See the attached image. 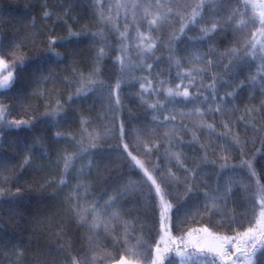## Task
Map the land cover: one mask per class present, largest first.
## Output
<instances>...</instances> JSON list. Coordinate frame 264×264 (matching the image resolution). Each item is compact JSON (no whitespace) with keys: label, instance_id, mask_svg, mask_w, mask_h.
Returning <instances> with one entry per match:
<instances>
[{"label":"trees","instance_id":"obj_1","mask_svg":"<svg viewBox=\"0 0 264 264\" xmlns=\"http://www.w3.org/2000/svg\"><path fill=\"white\" fill-rule=\"evenodd\" d=\"M138 2L147 6L148 0ZM199 2L160 0L162 7L157 9L155 0H152L150 12L166 13L168 8H172L173 14L169 16L168 23L159 24L157 30L149 33L146 20L152 16L142 20L143 9L139 8L135 10L134 21L130 7L132 0H106L103 9L97 0H0V40L7 45L4 58L9 63L23 60V65H14L11 69L15 83L7 94L0 96V108L8 109L7 122H31V127L19 129L9 128L7 123L0 127V163L6 179V183L0 184V192L3 193V200L0 201V264H66L73 257L80 259L81 264H87L82 259L84 256L102 258L96 264H115L121 256L134 260L136 264H150V260L144 261L126 251L139 240V247L151 252L162 235L159 232V213L144 203L138 193H130L120 200L115 208L120 217L109 222L107 231H90L91 214L86 216L87 223L79 222L81 208L102 203L118 192L129 176V165L117 150V145L121 143L117 138L120 122L125 123L126 131L134 130L124 142L149 169L154 164H169L176 176L183 180L186 175L184 170L176 167L174 160L169 162L165 159V152L170 150L183 154L181 159L188 169L201 165L199 180L192 181L200 190L208 191L217 185L223 187L231 180L233 190L227 202H221L220 207L232 213L238 221L243 219L256 190V179L264 185V82L258 79L253 84L249 79L257 74L264 61L258 54L255 60L246 59L230 75H224L227 59L205 57V61L209 58L221 61L220 66L196 74L195 69H205L206 63L190 61L193 53H207L211 47L219 52L233 47L239 49L250 39V31L254 30L244 28L234 34L230 26L223 33L216 34L211 44L206 40L190 39L201 34V27H210L213 19L226 15L225 11L217 17L211 8L206 7L205 19L200 25L190 26L185 30L186 35L170 44V38L179 34L180 17L190 15L191 8L187 5L194 6ZM101 11L106 18L111 17L110 24L100 20ZM45 12H49L50 16L45 17ZM250 14L249 9L245 18ZM137 26L144 35L158 38L154 56L135 54L137 49L134 45L139 44ZM125 28L128 29V36L121 42L120 32ZM69 29L74 32H99L102 38L93 39L89 35L63 40L68 37ZM51 39L57 41L53 51L60 53V58L47 51ZM122 46L128 47L123 71L117 62V57L122 55ZM100 48L105 49L106 55L97 59ZM240 54L243 55L242 52ZM170 56L179 59L182 67L178 69L170 61ZM148 64L152 65L151 69ZM95 69L99 72L92 75ZM189 70L195 77V84L189 87L190 93H194L198 85L211 83L213 76H223L230 86L217 84L218 94L214 103L194 104L182 97H175L174 100L167 97L168 88L175 90L180 84V91H183L188 85L189 79L181 82L177 72ZM6 74L0 71V79ZM82 74L103 82L105 87L77 96ZM148 81H151V88L159 91L141 96L140 85L149 87ZM117 82L121 85L119 106L114 103L115 97L109 96ZM202 91L204 95H209V89L203 88ZM233 91L234 96H226ZM70 96L73 97L71 101L68 99ZM220 97L224 100L221 101ZM157 101L165 105V110L148 108V104ZM58 103L62 106L61 115L54 122L45 114L56 110ZM217 106L222 111H207L209 107ZM197 107L205 111L203 116L194 114ZM249 109L252 111L249 112ZM153 116L159 121H163L164 116H175V120L166 121L165 126L159 127ZM82 121L87 123L82 124ZM152 128L156 132L149 136L146 129ZM57 132L62 135L58 137ZM88 133L99 134V138L92 141L98 145L92 153L99 166L86 168L81 173L80 168L88 162L85 159L77 162L74 169L64 175L60 157L78 150L74 140H83L86 146L90 142ZM233 136H238L243 142L244 155L238 147L230 152L221 149L220 145ZM157 141L162 142L159 149H154L151 154L145 153L143 146L150 147ZM205 153L209 161L207 164L202 163ZM222 156H227V162L237 167L221 171L220 165L224 163ZM26 157L31 159L25 165ZM212 160L216 163H210ZM242 161L252 162L256 177L250 176L246 167H239ZM138 175V171L133 172L132 179H137ZM62 179L66 181L63 185L60 184ZM77 185L82 187L77 190ZM171 190L173 195L168 199L174 206L173 221L178 214L182 217L205 199L202 194L182 199L184 184H175ZM9 192L12 198H9ZM77 196L81 199H70ZM256 216L259 217L258 209ZM125 224L130 232L127 244ZM204 227L217 235L232 236L246 230L249 224L244 221L230 228L226 221L222 222L220 215L208 214L201 207L199 214L185 223L178 227L173 223L170 236L177 238L191 229ZM168 239L167 235L164 236L165 241ZM163 247L164 244H161ZM174 255V252L167 253V256ZM164 264H169L168 259L164 260ZM254 264H260V261L256 260Z\"/></svg>","mask_w":264,"mask_h":264},{"label":"snow or ice","instance_id":"obj_2","mask_svg":"<svg viewBox=\"0 0 264 264\" xmlns=\"http://www.w3.org/2000/svg\"><path fill=\"white\" fill-rule=\"evenodd\" d=\"M106 0H97V4L103 9V4ZM181 0H177V3H180ZM235 4V7L232 5ZM191 8L190 15L186 18L184 16L180 17L181 27L179 29L178 35H173L170 38V44L172 41L180 39V36L186 35L185 30L190 26L198 27L200 23L205 19L204 10L206 7L212 9L213 14L217 17H220L221 12L226 11V15L220 18L213 19L211 21L210 27H201L200 35L190 39L206 40L209 44L213 42V39L216 34L223 33L228 27H232V31L235 34L238 31H241L244 28H252L253 31H250V39L246 40L239 49L233 47L227 49L224 52H219L217 48L211 47L207 53H193L190 57V61H202L206 63L205 69H195L196 74H203L207 69L211 67H219L221 61H213L212 59H207L205 57L219 56L221 60L227 59L228 64L224 65L225 72L224 75H230L232 70L237 67L240 63L244 62L246 59L255 60L257 55H260L262 61H264V0H200L199 3L192 5H187ZM123 7H127L124 5ZM133 10L132 16L135 21L136 9L142 8L143 15L141 19L144 20L148 16H152L151 19H147V27L149 33L157 30L159 24H164L169 22V16L173 14L172 8H168L166 13L156 12L153 14L150 12V8L153 7L152 0H148L147 6L142 5L138 0H132L130 5ZM155 7L159 9L162 7L160 0H155ZM230 9V10H229ZM251 10V14L246 16L247 10ZM178 15V14H177ZM45 17H49L50 13L45 12ZM237 17L240 19L237 20ZM100 20L105 24H110L111 17H105L103 11L100 12ZM113 30L119 31L118 28ZM137 39H139V44L134 45V48L137 49L135 54L141 56H154V49L157 48L158 38H153L151 35H144L139 32L137 26ZM92 36L93 39L97 37L102 38V33L99 32H74L71 29L68 30V37L62 38L63 40H71L73 38L79 39L82 36ZM249 35V33H246ZM128 36V29L125 28L123 32H120V40L123 42ZM57 41L51 39L49 41V47L47 49L48 53L51 55L60 58V53L53 51V45ZM7 45L0 40V71L7 72V75L3 76L0 79V96L7 94L15 83V76L11 70L14 65H23L22 59L13 60L11 63L4 58V48ZM121 56L117 57V62L121 65V71L124 70L125 60L128 58V47L122 46L120 48ZM243 53L241 55L240 53ZM106 55L105 49L100 48L97 53V59H101ZM170 61H172L175 66L179 69L182 67L181 61L175 56H170ZM149 69L152 68L151 64H148ZM99 72L98 69H95L92 75H97ZM177 77L183 82L185 78L189 79L188 85L184 86L183 91H180L181 85L177 84L175 90L168 88L166 91V96L172 98L182 97L184 101L191 100L194 104L196 103H214L217 99L218 88L217 84L229 85L230 82L223 79V76H213L212 82L208 85H198L194 93L189 92V87H192L195 84V77L193 71H184L177 72ZM250 81L255 84L257 80L264 82V63L261 64L260 69L256 75L251 76ZM86 81V82H85ZM149 87H146L145 84H141V96L144 93L148 92H158L159 89L151 88V81L147 82ZM105 85L103 82L96 81L90 77H85L81 75L80 87L76 91L77 96L87 95L89 92L94 89H102ZM121 85L119 82L115 85L114 89L109 92V96L115 97V105L119 106L121 104L118 91ZM209 89V95H204L202 89ZM235 95V91L226 93V96L232 97ZM69 101L73 97L68 98ZM220 100L223 101L224 97H220ZM62 106L57 104V109L46 113L45 115L50 117L54 122L56 118L61 115L60 108ZM148 108L156 110H165V105L161 104L159 101L153 104H148ZM207 111L210 112H220L222 108L217 106L215 108L209 107ZM249 112L252 110L249 109ZM8 114V109L0 108V127H3L5 123L8 124L9 128L19 129L20 127H31L30 121H12L7 122L5 120L6 115ZM194 114L203 116L205 111L197 107L194 110ZM153 120L157 121L159 127L165 126V122L169 120H175V116H164L163 121H159L156 116H153ZM87 123V121H82V124ZM206 127L211 128V125ZM85 131H87L85 129ZM118 139L120 144L117 145V150L120 155L124 158L125 162L129 165V176L126 178V183L122 185L118 192L113 193L108 199L103 200L102 203L97 202L96 204L89 205L87 208H81L78 215H80V223H87L86 216L88 214L92 215V224L90 225V231L95 232L98 229L107 231L109 222L111 220L119 219L120 212L115 210L116 206L119 205L120 200L124 196L130 193H138L144 203L149 207L153 208L159 213V232L162 233L161 239L156 241L154 249L149 252L148 250L141 249L139 247L141 241H137V244L132 248H127L126 251L131 256H136L142 258V260H150V264H164V260L168 259L169 264H254V261L259 260L260 264H264V185H261L259 179H256V190L253 196V199L250 201L249 208L245 212L243 219L238 221L236 217L230 213L226 212L220 207V203L227 202L232 190L233 182L230 180L223 187L217 185L208 191H203L197 188L196 184L192 181L199 180V172L201 165H197L196 168L188 169L183 160L181 159L182 153L166 151L164 156L165 159L169 162L175 161V166L179 169H183L185 172V177L181 180L176 174L172 171V168L169 164L161 166L160 164H154L151 169L145 166V163L137 158L136 155H133L132 151H129V144L125 143L126 136L132 134L134 130H127L124 122H120L117 128ZM149 136L154 135L156 132L155 128L146 129ZM56 135L59 137L62 134L57 132ZM227 135V134H224ZM90 137V142L85 146L83 140L76 141L74 140V146L77 147V151L72 154L62 155L60 161L63 163V174L67 175L72 169H74L77 162L87 159V164L82 165L80 172L83 173L84 170L91 169L92 167H98L99 165L93 158L92 150L96 149L98 145L94 141L99 138V134L88 133ZM161 141L152 143L149 147L148 145L143 146V150L147 154H151L153 150H158L161 146ZM171 146V141L169 140ZM201 147H204L201 145ZM223 151H231L234 147L241 149V155H244L243 152V142L238 136L231 137L224 144L220 145ZM2 148V145H0ZM30 157H26L24 164L30 162ZM221 159L224 161L220 165L221 171L224 169H233L237 166L230 165L227 160V156H222ZM59 162V161H58ZM202 163H209L207 159V153L202 157ZM210 163L215 164L216 161L212 160ZM239 167H246L248 173L252 177H256L257 173L253 169L251 161H242ZM3 165L0 163V184L6 183V179L3 177L2 171ZM138 171L139 175L137 179H132V173ZM219 177V173H217ZM206 183L205 181H201ZM65 180H61L60 184H65ZM236 183H241L236 181ZM175 184H184L185 190L182 199L187 198L190 195L202 194L204 200L198 202L195 206L190 208L187 212L181 217L179 214L176 217V220L173 221V204L169 202L168 197L173 195L172 186ZM82 185H77V190H79ZM9 198H12V193H8ZM70 199H81V197H70ZM3 200V193L0 192V201ZM79 207V205H77ZM201 207L204 212L208 214H218L222 217V222L226 221L228 226L231 228L233 226L242 224L244 221H247L249 227L243 232H236L235 235H217L210 231L208 227L201 229H191L188 232L184 233L182 236L173 238L170 236L171 228L173 223L178 227L179 225L185 223L189 218L195 217L199 214ZM259 210V217L257 218L256 212ZM105 215H108V219H105ZM138 219V218H134ZM255 220V223H253ZM136 231V229H132ZM200 233L206 235H200ZM168 236V241L164 240V236ZM130 236L129 227L127 224L124 225V237L125 244L128 243V237ZM212 237L208 239V237ZM161 244H164V247L161 248ZM173 245L175 247H173ZM2 250V249H0ZM174 252V256H167V253ZM259 254V255H258ZM87 264H96L100 257L93 256L89 258L84 256L82 258ZM66 264H81L80 259L75 257L67 260ZM117 264H136V262L128 257L121 256Z\"/></svg>","mask_w":264,"mask_h":264},{"label":"rangeland","instance_id":"obj_3","mask_svg":"<svg viewBox=\"0 0 264 264\" xmlns=\"http://www.w3.org/2000/svg\"><path fill=\"white\" fill-rule=\"evenodd\" d=\"M7 75V74H6ZM115 264H117V263H115Z\"/></svg>","mask_w":264,"mask_h":264}]
</instances>
